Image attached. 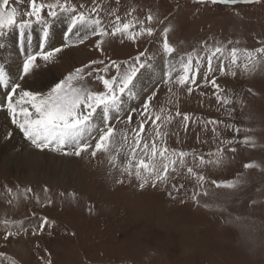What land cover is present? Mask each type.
<instances>
[{"label":"rangeland","instance_id":"rangeland-1","mask_svg":"<svg viewBox=\"0 0 264 264\" xmlns=\"http://www.w3.org/2000/svg\"><path fill=\"white\" fill-rule=\"evenodd\" d=\"M37 2L52 3L55 0ZM96 2L104 10L101 17L106 27L110 20L107 13L114 11L122 21H127L132 17L126 14L135 9L132 15L144 20L146 27L154 28L153 36L141 37L135 43L119 36H108L104 38L101 51L95 47L98 37L89 34L91 29L74 30L70 39L75 41L86 37L85 42L66 48L51 63L45 64L38 60L39 67L26 78L29 83L44 68L53 70L52 77L37 89L27 88L25 81H21L24 90L46 93L69 72L91 60L127 62L139 53L146 52L156 55V58L150 61V68L142 69L138 75L135 91L140 95L137 99L124 97L120 113L118 116L113 113V116L116 119L123 118L130 109H139L143 96L156 88L159 90L152 101L154 109L159 111L165 108L175 116L176 107L169 103L167 87L160 83L168 70V58L157 55L165 28L171 29L168 40L176 49L173 54L176 57L193 50L199 51L204 41L212 44L216 40L223 43L231 40L233 43L228 45L229 49L237 47L249 51L264 46L261 43L264 42V0L235 6L200 5L193 0ZM28 3L29 0H22L19 4L10 0L9 7L16 6L22 14L27 10ZM72 3L77 7L80 4L91 7L92 0H72ZM46 11L44 19L48 21L47 25L33 22V27L26 31V35L31 36V43L25 42L30 46L40 45L38 37L41 38L43 29L47 27V51L64 44L62 42H65L70 18L63 13L55 18L48 17ZM150 13L154 15L152 24L146 20ZM61 19L64 20L63 25ZM17 37L19 39L17 30L7 32L0 37V45L13 39L11 46L20 49L25 42L21 47L17 43L15 45ZM35 52L36 48L30 50V53ZM21 55L17 62L19 75L25 57L24 53ZM8 62L12 67L10 58ZM173 62L178 65V60ZM214 65L218 67V61H214ZM0 67L9 73L6 65L0 63ZM203 71L201 69V75L197 78L198 86H194L191 95L185 89L174 87L171 99L179 98V111L197 121H220L215 127L219 138L225 142L251 137L256 147L225 143L222 163L218 166L209 164L197 167L191 157L186 158L187 166H193L195 172L206 177V183L200 191H206L207 195L198 197L199 206L191 199L193 191L197 190L196 181L187 174L186 168L174 181L178 186L184 185L179 191L171 186L157 189L149 187L141 191L136 182L129 183L127 177H123L125 183L117 184L116 180L122 178L119 165L126 162L125 150L120 152L115 168L109 164L105 154L98 153L96 158H91L87 154L75 157L48 150L41 152L23 139L6 112L0 110L7 120V131H2L0 124L1 143L12 146L9 150L0 149L1 158L10 156L6 162L0 160V222L6 219L22 221L29 229L27 234L4 241L5 228L0 223V253L10 257L16 264H41L40 257H46L48 253L51 254L52 264H264V63L251 75L238 71L233 78L230 75L222 76L219 71L214 73L223 94L234 101L223 107L217 105L211 85L203 83ZM155 74H158V78L150 80L152 82L141 91L138 80ZM83 84L93 91L103 90L102 83L93 77L86 76ZM0 88L4 92H0V104H3L6 89ZM132 115L131 127H135L139 117L135 112ZM94 120L97 126L101 124L102 114L99 110ZM227 125L239 127L241 131L236 134ZM115 127L122 129L124 125L116 123ZM148 127L146 125V129ZM213 127L209 124L205 129L202 123L190 122L185 132L181 119L174 118L167 126V145L169 148L199 154L214 152L219 140L214 138ZM10 131L12 138L7 139ZM175 132L179 135H174ZM231 147H235L236 151H229ZM25 151L37 153L39 162L28 160ZM50 154L60 158L61 162L53 165L49 161ZM205 159L209 157L205 155ZM246 163H254L259 167L245 169L243 166ZM49 168L57 171V174H50ZM237 179L240 183L236 189L216 188L211 183L213 180L229 182ZM27 189H31V192ZM168 192H172L175 198L169 197ZM43 217L54 227L46 226L43 234L33 236L31 229L37 227ZM0 264H8V261L0 259Z\"/></svg>","mask_w":264,"mask_h":264},{"label":"snow or ice","instance_id":"snow-or-ice-1","mask_svg":"<svg viewBox=\"0 0 264 264\" xmlns=\"http://www.w3.org/2000/svg\"><path fill=\"white\" fill-rule=\"evenodd\" d=\"M21 2L22 0H15L16 4ZM193 2L200 5L235 6L260 3L261 0H193ZM9 5L10 0H0V37H3L7 32L17 30L21 45L24 44L25 40L29 44L31 43V36L26 35V31L33 27V22L47 25L48 21L44 19L45 10H47L46 15L48 17L55 18L58 14L63 13L70 18L62 47L46 51L45 45L49 31L47 27L43 29L39 50L35 53H28L24 57L17 81H12L5 68L0 67V87L7 90L5 102L0 104V110L6 112L11 124L19 130L23 139L28 141L34 149L41 152L48 150L64 156L75 157L87 154L91 158H96L98 153L105 154L113 168L117 167L120 152L125 150L126 162L119 165L122 178L117 179L116 183H125L123 177H127L128 182L135 181L141 191L149 187L157 189L158 187L168 188L169 186L179 191L184 185L178 186L174 181L181 175V170L186 168L187 174L196 181L197 190L193 191L191 199L199 206L198 197L202 194L207 195L206 191H200L206 183V177L202 173L195 172L193 166H187L186 158L191 157L193 164L197 167H204L209 164L218 166L222 163L225 143L229 145L243 143L252 148L256 147V143L251 137H245L242 141L228 140L225 142L219 138L215 127L220 121L194 120L189 114H182L179 111V98L173 100L171 97L174 95V87L185 89L187 94L191 95L194 86H198L197 78L203 69V83L205 85L210 84L214 89L213 94L217 105L223 107L234 103L231 98L223 94V89L217 82L214 73L219 71L220 75H230L233 78L237 76L238 71L245 75H251L264 63V46L249 51L237 47L229 49L228 45L233 43L231 40L227 43L216 40L212 44L204 41L199 51L193 50L186 55L176 57L173 55L176 49L168 40V33L171 29L165 28L163 42L157 55L168 58V70L163 74L160 83L167 87L170 97L169 103L176 107L175 116L165 108H161L159 111L154 109L152 101L159 90L156 88L150 94L143 96L139 109H130L125 117L116 119L113 113L118 116L124 97L135 98L140 95L135 91V82L142 69L152 66L150 61L155 60L156 55L141 52L127 62H117L116 60L106 62L104 59L91 60L88 64L69 72L46 93L24 90L21 81H25L33 74L34 69L39 67L38 60H42L45 64L51 63L57 54L66 48L83 44L86 37H81L75 41L70 39L74 30L79 32L80 29H91L90 35L98 37L95 47L102 51L105 37L119 36L135 43L141 37H152L155 29L146 27L144 20L135 18L132 15L135 9L126 14L132 17L127 21H122L121 17L116 15L114 11L107 13L110 20L109 26L106 27L101 17L104 10L96 0H92L91 7H85L84 4L77 7L76 4L72 3V0H55L52 3H38L37 0H29L28 8L22 14L16 6L9 7ZM146 20L148 24H152L154 15L148 14ZM261 43L264 44V42ZM177 60L178 65L173 62ZM214 61H218V67L214 65ZM96 65L102 67H94ZM86 76L93 77L94 80L102 83L103 90L93 91L90 87H85L83 81ZM235 102L242 103V101ZM98 110L102 114V122L97 126L94 117ZM133 112L139 117L135 121V127H131L133 125ZM174 118L181 119V126L185 132H187L190 122L193 124L202 123L205 129L207 125H213L214 138L219 140V145L215 151L199 154L195 151L189 152L169 148L167 145L169 136L167 126L172 123ZM116 123H122L124 128L117 129ZM146 125L149 126L147 129ZM227 127L232 128L236 134L241 131L239 127L234 125H227ZM173 134L179 135L178 132ZM6 138H12L11 131L7 133ZM228 150L235 152L236 148L231 147ZM205 155L209 159H205ZM243 167L252 169L259 167V165L246 163ZM211 183L216 188L236 189L240 181L238 179L229 182L213 180ZM8 191L11 192L10 189ZM27 191L31 192V189H27ZM167 194L169 197L175 198L172 192ZM0 223L5 228L4 241L9 240L10 237L27 234L29 231L22 221L6 219ZM46 226L54 227V225L49 224L46 217H43L38 226L31 229V234L33 236L43 234ZM0 259L7 260L8 264H16L4 253H0ZM40 260L41 264H52L50 253L46 257H40Z\"/></svg>","mask_w":264,"mask_h":264},{"label":"bare ground","instance_id":"bare-ground-1","mask_svg":"<svg viewBox=\"0 0 264 264\" xmlns=\"http://www.w3.org/2000/svg\"><path fill=\"white\" fill-rule=\"evenodd\" d=\"M68 22V21H67ZM61 25H63V23H64V20L63 19H61ZM58 25V24H57ZM52 27V26H51ZM53 30V29H52ZM85 30V29H84ZM52 32V34H53V31H50V33ZM88 32V31H87ZM90 34V33H89ZM58 37V35L56 36V38ZM39 40H41V38L40 37H38V41ZM18 41H19V43L16 41V43H17V45H19L20 47H21V43H20V40L18 39ZM37 41V42H38ZM11 43L12 42H7V44H5V45H3V44H1V45H3V48H2V52H0V63H2V64H4V65H6V68L8 69V71H9V74H10V76H11V80L12 81H16V79L18 78L17 76H19V71H18V68H17V62H18V60H19V58H21V54L22 53H24V56H26L28 53H30V50L31 49H34V48H36V50L38 51L39 50V44L37 43L36 44V46H34V45H32L31 44V46L30 45H28L26 42H25V44L22 46V48H20V49H18V48H16V46L14 47H12L11 46ZM49 43V37H48V40H47V44ZM62 43H64V42H62ZM16 45V44H15ZM61 45H63V44H61ZM61 45H58L59 47L61 46ZM57 47V46H56ZM14 48H16V51L14 52ZM45 49H46V45H45ZM17 52V53H16ZM23 56V57H24ZM8 58H10L11 59V61H12V67L10 66V64H9V62H8ZM24 59V58H23ZM23 61V60H22ZM163 62V61H162ZM164 63V62H163ZM164 64H166V63H164ZM166 66V65H165ZM21 68V67H20ZM52 73H53V70L52 69H48V68H44V69H41L40 71H39V73L38 74H36L35 75V77L33 78L34 80H33V82L32 83H29V80L28 79H26L25 80V86L27 87V88H29L30 87V89H34V88H38V86H42L43 84H46L47 82H49L50 81V79H51V77H52ZM150 73V72H149ZM156 73V72H155ZM158 78V74H155V75H153V76H151V77H148V78H146V77H141L140 78V80H138V82L141 84V91H143V89H144V87H146V86H148L153 80H155V79H157ZM55 79V78H54ZM150 80H152V81H150ZM52 84V83H51ZM49 86V85H48ZM46 87V86H45ZM139 87V86H138ZM36 88V89H37ZM7 91V90H6ZM140 91V92H141ZM0 92L1 93H4L3 92V90L0 88ZM6 93V92H5ZM138 98V96L135 98V99H137ZM134 101V100H133ZM132 102V101H131ZM130 102V103H131ZM6 115L2 112L1 114H0V124H2V131H7L6 129L7 128H5V126H7V120H5L6 119V117H5ZM1 128V127H0ZM1 141H2V138L0 139V149H3V148H6V150H9L12 146H10V144H2L1 143ZM5 141V140H4ZM1 151V150H0ZM11 151V150H10ZM1 153V152H0ZM5 156L6 155H4V156H2V158L0 157V160H2L3 162H6L7 160H9L10 159V156L8 157L7 156V159L5 158ZM41 156V155H40ZM46 156V155H45ZM25 157H27L28 158V160H31V161H34V162H39L38 161V159H39V155H37V153H35V152H29V151H25ZM26 158V159H27ZM66 160V159H65ZM46 161H48V160H46ZM49 161H52L51 163H53V165H57V163L58 162H61V159L60 158H57L56 156H54V155H52V154H50L49 155ZM48 161V162H49ZM49 164V163H48ZM46 167V166H45ZM45 169V168H44ZM64 171H66V170H64ZM48 172L50 173V174H53V173H55V174H57V171H51V169L49 168L48 169ZM61 175V174H60Z\"/></svg>","mask_w":264,"mask_h":264},{"label":"crops","instance_id":"crops-1","mask_svg":"<svg viewBox=\"0 0 264 264\" xmlns=\"http://www.w3.org/2000/svg\"><path fill=\"white\" fill-rule=\"evenodd\" d=\"M14 40L12 39L10 42H13ZM17 42H18V37H17ZM15 44H16V42H15Z\"/></svg>","mask_w":264,"mask_h":264}]
</instances>
